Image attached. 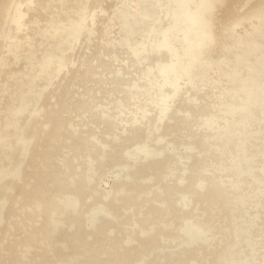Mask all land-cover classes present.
<instances>
[{"label": "bare ground", "instance_id": "bare-ground-1", "mask_svg": "<svg viewBox=\"0 0 264 264\" xmlns=\"http://www.w3.org/2000/svg\"><path fill=\"white\" fill-rule=\"evenodd\" d=\"M0 264H264V0H0Z\"/></svg>", "mask_w": 264, "mask_h": 264}]
</instances>
